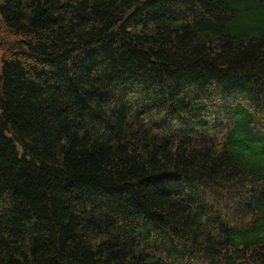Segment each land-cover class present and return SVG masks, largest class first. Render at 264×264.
<instances>
[{"label":"trees","instance_id":"1","mask_svg":"<svg viewBox=\"0 0 264 264\" xmlns=\"http://www.w3.org/2000/svg\"><path fill=\"white\" fill-rule=\"evenodd\" d=\"M0 264H264V0H0Z\"/></svg>","mask_w":264,"mask_h":264},{"label":"rangeland","instance_id":"2","mask_svg":"<svg viewBox=\"0 0 264 264\" xmlns=\"http://www.w3.org/2000/svg\"><path fill=\"white\" fill-rule=\"evenodd\" d=\"M2 52H1V49H0V54H1ZM0 70H1V60H0Z\"/></svg>","mask_w":264,"mask_h":264}]
</instances>
